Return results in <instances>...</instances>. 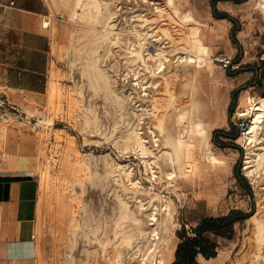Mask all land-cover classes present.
<instances>
[{
  "label": "rangeland",
  "instance_id": "374dc122",
  "mask_svg": "<svg viewBox=\"0 0 264 264\" xmlns=\"http://www.w3.org/2000/svg\"><path fill=\"white\" fill-rule=\"evenodd\" d=\"M45 1L48 12L47 16L42 18V23L44 24L46 20L51 21L46 27L51 38L49 86L39 99L21 96L13 98L8 103L0 93V133L5 131L6 134L5 138L2 137L4 143L0 144V149L4 156L5 154L7 156L4 161L0 160V170L32 174L39 182L36 264H96L97 257L88 255L85 252L86 247L96 248L100 262L103 260L101 264H107L104 258L105 253L98 247L97 238H105V232L114 237V234L110 233L111 227L106 226V223L113 222L114 226L115 219L119 220L115 184L105 180V173L101 166L98 169L99 176L93 181L85 180L84 172L77 173L76 177L69 168L86 152L93 151L96 154L110 152L117 160L134 162L140 177H143L146 184L149 183L143 173L144 165L139 159L129 156L123 160L111 139L99 134L91 137L92 134L87 133L85 129L82 117L88 108H95L93 110L105 124V131L112 128L114 118L119 117V110L103 94L95 93L89 87L88 75L94 68L93 65L91 67L90 58L98 57L96 66L100 65L104 67L103 69L120 72L117 74L125 77V82L128 77L130 81L134 78L132 69H135V66L133 68L131 66L133 62L127 49L130 43L128 40L134 41L135 36L131 32V26H128L129 21L121 16L118 22L116 21L120 36L103 39L96 55H92L88 48L93 46L92 43L83 45L81 52H78L71 45V41H79L75 36L76 28H79L83 22L74 23L68 20L66 14L56 13L58 4L55 2L60 0ZM113 1L125 14L128 12L126 9H129L126 7L133 6L130 0V2L128 0ZM157 1L163 2V0ZM190 1L197 16L209 24L208 27H203V32L206 42L212 45V58L216 59L217 65L214 74L210 75L206 83H203L201 93L209 102L210 108L223 120L212 130L211 146L219 156L224 158L226 168L221 172L222 179H218L215 174H210L197 180V187L188 186L183 180H178L175 189L173 186L170 187L171 189L162 188L164 194L173 199L177 208L175 235L172 238V245H175L176 251L184 237L195 235V228L202 220L226 215L231 211H242L251 216L258 203L256 191L243 172V158L246 150L245 146L238 141L244 130L238 108L243 95L254 97L264 95V14L254 5V0ZM211 27L216 29L213 35L209 31ZM121 29L124 31L122 32ZM148 48L152 51L157 46L150 43ZM75 52L77 54H74ZM221 58L230 60L227 66L225 62L220 61ZM126 67L129 68L126 70ZM51 83L56 85L59 83L57 85L59 94L53 104L49 95ZM24 101L28 102L29 106L26 104L27 107H24L22 105ZM222 130L229 133L238 130L239 136L227 137L223 135ZM215 139L222 141L224 145H218ZM46 168L49 174L46 180H42V170ZM78 177L84 181L77 182ZM247 218L235 222L232 232L226 236L212 235L219 243L217 255L214 257H217L221 251L227 252L228 256L223 264H235L242 251L246 252V263L256 258L257 251L253 250V246L248 242L251 224ZM96 222L100 229L97 232L98 235L94 234L97 230L92 227V223ZM77 224L81 225V229L75 235L72 228L74 227V231ZM169 235L172 236V233ZM88 236L94 240L92 244H89ZM176 251L172 264L176 260ZM131 254L132 251L127 252L123 264H137ZM202 256L198 257L200 264H204Z\"/></svg>",
  "mask_w": 264,
  "mask_h": 264
},
{
  "label": "bare ground",
  "instance_id": "6f19581e",
  "mask_svg": "<svg viewBox=\"0 0 264 264\" xmlns=\"http://www.w3.org/2000/svg\"><path fill=\"white\" fill-rule=\"evenodd\" d=\"M130 1L133 6L125 8L127 14L122 13L113 0H60L55 3L58 4L56 13L66 14L71 22H83L76 28L75 36L79 41L70 43L78 52L83 45L92 43L93 46L88 48L92 55H96L103 39L120 36L117 31L119 17L129 21L135 40H128L129 48L125 49L131 54L132 68L135 66L132 69L134 78L128 81V77L126 83V78L118 75L120 72L96 66L98 57L90 58L94 68L88 75L89 87L109 99L119 110V117L114 118L109 131H105V124L93 110L95 108H88L82 117L91 137L99 134L111 139L123 160L129 156L139 159L149 183L140 177L134 162L117 160L110 152H86L80 159H75L69 169L76 177L77 173L84 172V179L93 181L99 176L101 166L105 180L115 184L119 220L115 219L114 226L113 222L106 223L114 237L106 232L105 238L96 236L107 264H123L127 252L131 251L137 264H172L176 251L172 238L177 208L162 188L171 189L173 186L175 189L178 180L197 187V180L210 174L222 179L221 172L226 168L224 158L211 146L212 130L223 120L201 93L203 83L214 74L217 64L212 58V45L206 42L203 32V27L209 24L197 16L190 0ZM254 5L264 14V0H254ZM50 22L46 20L43 25L49 26ZM209 31L213 35L216 29L211 27ZM150 43L156 44L157 48L151 51L148 48ZM57 85L51 83L50 86L52 104L59 94ZM238 115L250 117L238 141L246 150L243 172L250 179L258 198L255 212L247 218L251 224L248 242L257 251V256L246 263V252L242 251L235 264H264V95H243ZM5 135V131L0 133L1 137ZM48 174V168L42 170V180H46ZM76 181L84 180L78 177ZM92 227L97 230L96 235L100 230L97 222L92 223ZM73 228L76 235L81 225L77 224L74 231ZM171 233L172 236L169 235ZM93 241L88 236L89 244ZM85 252L97 257L96 264L103 261L100 262L96 248L86 247ZM227 256L226 251H221L217 257L202 256V261L204 264H223Z\"/></svg>",
  "mask_w": 264,
  "mask_h": 264
},
{
  "label": "crops",
  "instance_id": "0c3cea01",
  "mask_svg": "<svg viewBox=\"0 0 264 264\" xmlns=\"http://www.w3.org/2000/svg\"><path fill=\"white\" fill-rule=\"evenodd\" d=\"M14 1L10 5L9 0H0V93L8 103L21 96L39 99L48 89L51 69V38L42 23L46 1ZM3 156L0 149L1 161ZM39 194L34 175L0 170V264H36ZM204 235L218 251L213 236L219 235Z\"/></svg>",
  "mask_w": 264,
  "mask_h": 264
},
{
  "label": "trees",
  "instance_id": "16d2710c",
  "mask_svg": "<svg viewBox=\"0 0 264 264\" xmlns=\"http://www.w3.org/2000/svg\"><path fill=\"white\" fill-rule=\"evenodd\" d=\"M223 135L231 138H237L239 131L234 130L229 133L222 130ZM218 145L223 146L222 141L214 140ZM250 214L242 211H231L226 215L211 217L202 220L195 228V235L184 237L179 243L176 251V260L173 264H200L196 256L202 253L205 257L210 258L217 255L216 243L204 235L205 232H212L219 236L230 234L237 221L246 219Z\"/></svg>",
  "mask_w": 264,
  "mask_h": 264
},
{
  "label": "built area",
  "instance_id": "2783aa9c",
  "mask_svg": "<svg viewBox=\"0 0 264 264\" xmlns=\"http://www.w3.org/2000/svg\"><path fill=\"white\" fill-rule=\"evenodd\" d=\"M14 3H15V1L14 0H9V4L10 5H14ZM47 27V26H46ZM220 61H222V62H225V65L227 66L228 65V63L230 62V60H228L227 58H221L220 59ZM10 107H12V108H15L14 106H12V105H9ZM240 117H242V126H243V129L245 130L246 128H247V126H248V124H249V117H245V116H240ZM244 130L242 131V133L244 132ZM35 237V236H34Z\"/></svg>",
  "mask_w": 264,
  "mask_h": 264
}]
</instances>
